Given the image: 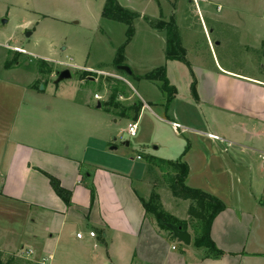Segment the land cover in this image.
Returning <instances> with one entry per match:
<instances>
[{"label": "rangeland", "instance_id": "1", "mask_svg": "<svg viewBox=\"0 0 264 264\" xmlns=\"http://www.w3.org/2000/svg\"><path fill=\"white\" fill-rule=\"evenodd\" d=\"M117 2L137 14L129 40L124 23L101 17L105 0H0V79L28 83L33 88L25 103L30 101L31 106L48 111L57 132L67 140L63 152L77 145L82 156L92 163L129 172L133 186L142 192L145 190L140 179L146 174L148 152L156 158L176 157L184 162L189 158L194 162V171L202 168L216 176L222 161H215V157L221 149L216 148L214 152L204 147L202 136L195 137L182 128L174 132L166 121L173 119L177 110L184 118L195 119L191 122L194 127L219 133L209 122L198 124L193 110L188 109L186 100L190 91L184 81L191 77V65L210 67L217 61L221 67L264 79V0ZM170 19L174 21L190 67L182 61L165 58L167 32L150 26V21ZM118 50L122 53V64L130 68L131 75L114 66ZM162 66L168 68L177 92L168 105L157 82L137 81L134 77ZM9 67L16 69L7 70ZM63 69H68L70 76L57 82V74ZM114 87L119 94L116 101L124 106L140 102L141 107V102L147 100L157 103L150 109L143 107L138 119L114 116L103 104L109 102ZM16 94L0 91V107L11 110ZM98 102L102 104L100 107L96 106ZM85 103L89 104L88 108ZM1 116L0 113V120ZM7 119L9 113L2 125ZM31 123L34 134L42 136L49 132L35 118ZM129 123L136 124L133 135L128 133ZM212 142L225 146L223 155L236 158L238 153L233 144L223 140ZM211 153L213 160H209ZM203 161L209 163V168L202 165ZM164 167L167 171L158 172L153 180L158 185L154 192L158 194L160 208L175 222L183 223L192 240L198 234L194 229L195 219L187 213L189 201L172 194L170 184L175 174L169 166ZM152 175L151 172L145 175L151 190L153 183L148 178ZM168 244H174L177 252L194 246L192 242L184 245L174 237ZM26 249L24 246L14 251L18 255L0 252V261L2 264H39L41 257H47L27 254ZM29 260H38V263Z\"/></svg>", "mask_w": 264, "mask_h": 264}, {"label": "crops", "instance_id": "2", "mask_svg": "<svg viewBox=\"0 0 264 264\" xmlns=\"http://www.w3.org/2000/svg\"><path fill=\"white\" fill-rule=\"evenodd\" d=\"M190 69L191 77L184 82L190 91L194 77L196 99L190 91L188 109L193 110L198 124L209 122L219 133L194 127L191 122L195 119L184 118L177 110L166 123L171 126L176 121L184 131L202 136L204 147L214 152L221 149L215 157L222 161L216 176L202 168L194 171V162L187 158L189 171L184 183L224 204L209 230L223 254L209 255L204 247L194 245V239L190 241L194 246H187L186 251L177 252L176 246L172 249L174 244H168L172 235L158 229L139 200L148 199L151 192L145 175L140 185L147 189L146 194L133 186L129 172L92 163L77 145L63 152L67 140L57 132L48 111L31 106L30 101L25 103L33 88L8 79H0V91L20 94H16L11 110L0 107V252L18 255L14 251L26 246L30 254L46 255L48 264H264V165L259 158L264 152V79L221 67L217 61L210 67L191 65ZM166 75L175 88L167 67ZM156 103L141 102L137 119L143 107L150 109ZM8 113L9 119L2 125ZM34 118L47 134L33 133L30 125ZM222 140L237 149L236 158L223 155L225 146L212 142ZM211 155L209 160H213ZM145 164L147 168V161ZM202 165L209 168L207 161ZM45 174L70 192V205L55 194ZM90 230L94 237L88 235Z\"/></svg>", "mask_w": 264, "mask_h": 264}, {"label": "trees", "instance_id": "3", "mask_svg": "<svg viewBox=\"0 0 264 264\" xmlns=\"http://www.w3.org/2000/svg\"><path fill=\"white\" fill-rule=\"evenodd\" d=\"M100 15L105 19L124 23L127 26V40L130 39L133 33L132 21L137 16L135 12H131L130 10L123 8L117 2V0H105ZM150 26L153 29H163L167 32L166 48L164 52L165 58L168 60L182 61L183 63L189 65V63L185 60L184 49L179 42L177 29L173 19H170L167 22L156 21V23L150 21ZM121 54V51L118 50L117 56L113 61L114 66L122 65L123 61L121 60ZM134 77L136 79H144L151 82H157L160 90L164 93V100L167 105L176 94L175 88L169 84L166 75V68L164 66L156 68L155 70L143 75H136ZM190 91L193 97L196 99L194 77L192 78V81L190 83ZM118 95L119 94H117V89L114 87L109 102L103 103L104 109L117 117H132L134 119H137L140 109V103L134 102L131 105L124 106L116 101ZM146 161L147 168L145 175H147V173L149 172L153 174L150 178H148L152 180L153 184L149 198L146 200L143 198H139L145 214L147 216L149 214L153 216H151V218L154 220L159 230H167V228L165 227L166 223L174 224L177 227L186 230V227L183 223L175 222L171 216L162 211V209L160 208L158 194L154 192V189L158 185H154L153 180L155 176H157L158 172L164 173L167 171L168 168L164 167V165H167L173 169L175 174V177L172 179V182L170 184L172 194L179 199L189 201L187 213L196 221L194 229L195 231H197L198 237L194 238V245L197 247H204L209 255L219 256L223 254L224 252L215 246L209 234L210 225L214 217L224 208V204L221 202V200L200 189L191 188L184 183L189 168L187 163H185L181 159L170 161L153 156H147ZM80 170L81 172L86 173L84 166H80ZM45 175L47 176L55 194L63 201L66 206L70 205V192L61 187L59 181L55 177L49 174ZM88 189L90 191L91 197H93V187L89 185ZM168 232L171 234L170 231ZM0 264H2L1 261Z\"/></svg>", "mask_w": 264, "mask_h": 264}, {"label": "water", "instance_id": "4", "mask_svg": "<svg viewBox=\"0 0 264 264\" xmlns=\"http://www.w3.org/2000/svg\"><path fill=\"white\" fill-rule=\"evenodd\" d=\"M2 22H5V20H3ZM116 69L121 70L129 75H131V70L130 68L125 65H117ZM69 75V70L68 69H63L61 71L58 72L57 77H56V81H60L62 79L68 78ZM97 107H100V103L98 102ZM165 227L167 228L168 231L171 232L172 236L177 239L179 242H181L184 245H189L190 241H191V235L189 234V232L187 230L181 229L179 227H177L174 224L171 223H166Z\"/></svg>", "mask_w": 264, "mask_h": 264}, {"label": "built area", "instance_id": "5", "mask_svg": "<svg viewBox=\"0 0 264 264\" xmlns=\"http://www.w3.org/2000/svg\"><path fill=\"white\" fill-rule=\"evenodd\" d=\"M14 49H15V51H18V52H23V51H24L23 49H20V48H14ZM170 124H171V126H172V128H173L174 130H177V129L179 130V129L182 128L181 124L178 123V122H176V121H173V122H171ZM135 129H136V125H135V123H129V124L127 125V130H128V133H129L130 135H133V134L135 133ZM207 135H208V137H210V138H212V139H214V140H217V139H218V136H216V135H214V134H207ZM137 158H139V157H137ZM259 158H260L261 162H262L263 165H264V152H260V153H259ZM88 235L91 236V237H94V236H95V232H94L93 230H90V231L88 232ZM76 236H77V237H80L81 234H80V233H77ZM172 249H174V246H172ZM25 252H26L27 254H30V253H31L30 250H26ZM20 255H21V254H20ZM46 259H47V258L42 257L41 260L39 261V264H46Z\"/></svg>", "mask_w": 264, "mask_h": 264}]
</instances>
